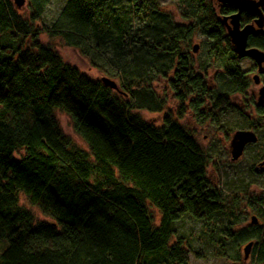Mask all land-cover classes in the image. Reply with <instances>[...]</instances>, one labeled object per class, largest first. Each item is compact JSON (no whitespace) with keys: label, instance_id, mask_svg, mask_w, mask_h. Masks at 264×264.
<instances>
[{"label":"trees","instance_id":"trees-1","mask_svg":"<svg viewBox=\"0 0 264 264\" xmlns=\"http://www.w3.org/2000/svg\"><path fill=\"white\" fill-rule=\"evenodd\" d=\"M28 18L11 0H0V264H188L190 255L175 223L189 215L207 225L227 214L225 192L208 176L209 157L193 131L172 114L162 125L134 109L161 111L166 81L200 122H218L234 107L231 95L249 79L221 22L234 11L213 0H179L176 23L158 0H66L41 30L77 48L92 66L119 78L105 86L64 62L38 39L52 0H25ZM250 15L243 14L248 22ZM195 34L207 41L203 68L192 60ZM20 39L19 42H15ZM28 41V42H27ZM251 43L264 49L263 38ZM226 88L213 94L208 69ZM53 108L70 116L88 145L65 135ZM24 151L20 158L15 157ZM19 192L50 221H37L19 203ZM149 204L160 213L155 224ZM228 231L231 222L227 223ZM256 240L250 263L264 264V231L249 226L234 234Z\"/></svg>","mask_w":264,"mask_h":264},{"label":"rangeland","instance_id":"rangeland-1","mask_svg":"<svg viewBox=\"0 0 264 264\" xmlns=\"http://www.w3.org/2000/svg\"><path fill=\"white\" fill-rule=\"evenodd\" d=\"M65 1L52 0L41 21L35 24L36 28H39V41L53 47L61 55L65 63L78 68L90 78L100 80L101 77L106 76L120 85L119 78H115L92 66L89 59L81 55L77 48L67 45L58 37H50L41 30L43 25H50L54 21ZM11 2L15 7L13 0ZM158 5L162 10L167 11L176 23H189V21L183 20L181 16L179 0H158ZM17 9L23 17L28 18L30 10L27 1ZM19 41L20 39L15 42ZM193 44H199V48L192 55V60L198 64L197 67L199 69H202L204 66L202 60L207 53V41L204 37L195 34L192 39ZM252 65L253 63L249 59L240 61L242 70H249ZM216 68L213 66L208 69L209 76L215 80H212L214 95L226 88L217 82L216 78H220L222 75ZM154 87L157 94L166 100L163 109L161 111L134 109L133 112L157 126L162 125L163 117L166 114H172L175 119H178L180 124L193 131L197 142L209 157L208 176L216 186L224 190L227 206V214L215 216L208 225L193 219L189 215L183 216L175 223L177 235L173 236L170 245L176 242L178 237L182 236L188 249L201 252V258H197L191 253L188 264L250 263L254 254L253 249L250 251V257L247 260L244 258V247L248 244V241L232 235L238 230L246 228L250 222V217L256 214L247 206L245 199H243L245 193L250 192V189H247L245 185L247 178L245 173L248 172L249 162L246 156L240 161H231V138L236 130L246 129L248 124L244 114L238 110H227L217 116V123L211 120L200 122L191 111H188L183 118H178L177 110L180 103L168 88L166 81L161 80L159 83H155ZM242 100H246L244 96L236 97L234 102L240 104ZM51 115L56 119L64 134L69 136L77 146L85 150L89 149L82 137L76 133L72 119L67 112L61 108H53ZM14 155L16 158H20L24 155V151L19 150ZM19 203L30 209L37 221L51 220L38 206L31 204L22 192H19ZM149 211L154 218L155 224L158 225L160 222L159 211L150 204ZM228 222H231L230 231L227 229Z\"/></svg>","mask_w":264,"mask_h":264},{"label":"flooded vegetation","instance_id":"flooded-vegetation-1","mask_svg":"<svg viewBox=\"0 0 264 264\" xmlns=\"http://www.w3.org/2000/svg\"><path fill=\"white\" fill-rule=\"evenodd\" d=\"M217 4L218 6L220 5V7L230 5L227 3L219 4V2H217ZM235 12L236 9L234 8L233 12L223 15V17L230 16ZM243 14L250 15L249 18L250 20L246 23L242 21ZM243 14L241 15V26H244L245 24H249V23H254L256 18L255 15L248 13H243ZM253 37L263 38L264 34H257L250 36L248 39L247 47H255L264 51V49H261L258 46H255L251 43V38ZM230 44L233 48L235 55L238 57L231 41ZM238 58L240 61L242 59H249L252 61L253 65L252 68L249 70H242L246 74V77L249 79V86L244 90V92L231 95V104H233L234 107H232L230 110H238L239 112L244 114L248 124L246 129H239V130L252 131L253 133H255L256 140L246 143V145L243 148V152L238 159L233 160L231 153V161L237 162L242 160V158L246 156L249 162L248 172L245 173L247 174L245 185L247 189H250V192L245 193L243 199H245V203L247 204V206L250 207L251 210H253L256 214L250 217V222L247 227L249 226L262 227L264 231V95L261 94L259 91L262 87H264V63H262V68L260 69L259 65L253 59L249 57H244V58L238 57ZM240 96H244L246 100L244 101L242 100L240 101V104H236L234 100H236V97H240ZM221 113H219L218 116ZM208 120H211L215 123V121L212 119H208ZM249 242H253L250 251L252 249L254 251L257 243L256 240L255 239L249 240L248 243ZM250 251L248 258L250 257Z\"/></svg>","mask_w":264,"mask_h":264},{"label":"water","instance_id":"water-1","mask_svg":"<svg viewBox=\"0 0 264 264\" xmlns=\"http://www.w3.org/2000/svg\"><path fill=\"white\" fill-rule=\"evenodd\" d=\"M219 2V4H230L236 12L230 16H224L221 18L222 24L225 26L227 35L230 38L231 43L234 46L235 52L240 58L249 57L253 59L259 68H262L264 63V51L255 47H247L248 39L252 35L264 34V0H213ZM15 7L20 8L25 4V0H13ZM248 13L255 15L254 23L245 24L241 26V15ZM199 48L198 44H194L193 51L196 52ZM101 82L114 90H119L118 84L115 80L103 76ZM260 93L264 95V87L260 90ZM256 136L252 131L238 130L233 135L231 140V153L232 159H238L243 152V148L246 143L255 141ZM253 242H249L244 247L245 259L249 256L250 248Z\"/></svg>","mask_w":264,"mask_h":264}]
</instances>
